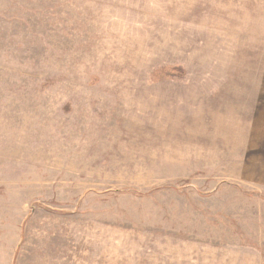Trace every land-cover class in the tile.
Returning <instances> with one entry per match:
<instances>
[{"label":"rangeland","instance_id":"374dc122","mask_svg":"<svg viewBox=\"0 0 264 264\" xmlns=\"http://www.w3.org/2000/svg\"><path fill=\"white\" fill-rule=\"evenodd\" d=\"M0 264H264V0H0Z\"/></svg>","mask_w":264,"mask_h":264}]
</instances>
